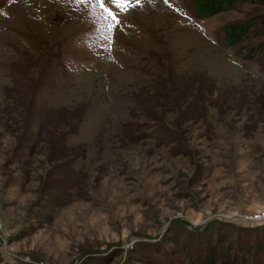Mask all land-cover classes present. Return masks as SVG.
<instances>
[{
  "label": "rangeland",
  "instance_id": "374dc122",
  "mask_svg": "<svg viewBox=\"0 0 264 264\" xmlns=\"http://www.w3.org/2000/svg\"><path fill=\"white\" fill-rule=\"evenodd\" d=\"M112 8L108 32L71 0H0V264H202L217 232L264 243L247 218L264 209V61L223 29L264 7Z\"/></svg>",
  "mask_w": 264,
  "mask_h": 264
},
{
  "label": "trees",
  "instance_id": "16d2710c",
  "mask_svg": "<svg viewBox=\"0 0 264 264\" xmlns=\"http://www.w3.org/2000/svg\"><path fill=\"white\" fill-rule=\"evenodd\" d=\"M197 15L209 16L222 10L234 8L244 0H194ZM264 7V0H252ZM225 32L224 43L226 45L240 44L238 55L246 59L260 57L264 61V10L245 18L227 22L223 26ZM256 39V40H254ZM254 40V41H253ZM256 229V228H253ZM215 234V232H214ZM216 241L207 244L206 255L199 259L202 264H264V243L255 241V246L247 238H229L227 235L223 240L230 239L228 244H219L222 237L216 233ZM236 247L238 249H236ZM245 251V252H243ZM247 253H249L247 255ZM157 264V263H153ZM173 264V263H160Z\"/></svg>",
  "mask_w": 264,
  "mask_h": 264
},
{
  "label": "snow or ice",
  "instance_id": "6c2138e0",
  "mask_svg": "<svg viewBox=\"0 0 264 264\" xmlns=\"http://www.w3.org/2000/svg\"><path fill=\"white\" fill-rule=\"evenodd\" d=\"M76 5H85L91 10L101 9L100 19L105 22L106 30L111 32L119 23V14L113 11L112 6L120 9L121 12H127L131 7L139 5L141 0H71ZM168 3V0H164ZM110 39V37H105Z\"/></svg>",
  "mask_w": 264,
  "mask_h": 264
},
{
  "label": "built area",
  "instance_id": "2783aa9c",
  "mask_svg": "<svg viewBox=\"0 0 264 264\" xmlns=\"http://www.w3.org/2000/svg\"><path fill=\"white\" fill-rule=\"evenodd\" d=\"M250 220H256V221H260V220H264V209L257 212L256 214H254V216L252 217H247ZM3 228V223L0 222V230Z\"/></svg>",
  "mask_w": 264,
  "mask_h": 264
}]
</instances>
